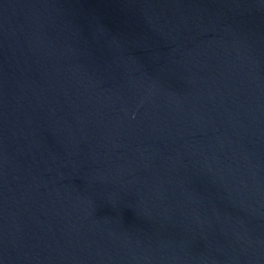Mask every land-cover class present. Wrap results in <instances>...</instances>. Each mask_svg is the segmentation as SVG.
I'll use <instances>...</instances> for the list:
<instances>
[{"label":"water","instance_id":"95a60500","mask_svg":"<svg viewBox=\"0 0 264 264\" xmlns=\"http://www.w3.org/2000/svg\"><path fill=\"white\" fill-rule=\"evenodd\" d=\"M0 264H264V0H0Z\"/></svg>","mask_w":264,"mask_h":264}]
</instances>
